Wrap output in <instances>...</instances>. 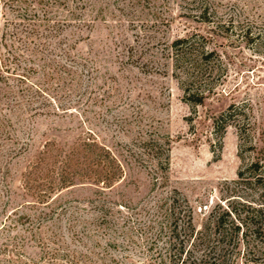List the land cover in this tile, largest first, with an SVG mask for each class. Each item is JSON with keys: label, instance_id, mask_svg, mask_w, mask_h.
Instances as JSON below:
<instances>
[{"label": "rangeland", "instance_id": "obj_1", "mask_svg": "<svg viewBox=\"0 0 264 264\" xmlns=\"http://www.w3.org/2000/svg\"><path fill=\"white\" fill-rule=\"evenodd\" d=\"M0 1V264H169L159 233L173 202L189 205L198 231L230 203L264 208V188L236 183L252 158L239 122L221 134L213 121L247 103L253 137L264 130V0ZM201 3L233 24L213 32ZM193 33L210 36L223 66L199 105L171 47ZM87 139L112 149L120 177L107 187L78 176L36 201L34 164ZM223 264L264 259L241 242Z\"/></svg>", "mask_w": 264, "mask_h": 264}, {"label": "trees", "instance_id": "obj_2", "mask_svg": "<svg viewBox=\"0 0 264 264\" xmlns=\"http://www.w3.org/2000/svg\"><path fill=\"white\" fill-rule=\"evenodd\" d=\"M40 1L46 5L49 4L48 0ZM48 12L50 10H45L44 18ZM197 14L201 21L215 23L208 3H201ZM37 19L40 20V16ZM28 20L36 21L32 17ZM215 24L213 32H223L233 23L219 20ZM29 25L32 24L29 23ZM31 28L34 31L33 27ZM245 33L251 39L249 32ZM210 39L209 35L193 33L179 37L171 44L176 73L183 78L185 98L190 104H203L208 95L214 91V78L221 76L223 69L221 55L218 50L209 47ZM247 108V103L230 104L226 110L214 117V127L216 132L224 134L232 123L239 122L241 156L245 161L247 153L244 152H248L252 158L240 168L236 183L246 181L264 188V130L257 139L253 137L252 133L257 132V127L256 123L248 118ZM259 142L263 145L262 147H258ZM47 153L49 154L40 157L33 166V173L41 179L35 186L39 189L36 194L38 198L36 201L39 203L47 204L48 202L45 201L48 195L43 187L53 192L73 185L78 176L92 178L94 182H102L107 187H111L113 181L122 174V161L111 148L100 145L95 139L80 140L66 151L60 147L56 155L52 154L55 152L51 148L47 150ZM49 156H53L54 162H59L50 170L42 167L44 160ZM57 156H61L60 161ZM55 176L58 177L59 183L54 182ZM27 178L30 180L29 175ZM238 203L242 206V210L230 203L228 210H224L222 214L214 218V221H210L213 223V229H210L211 223H209L203 230L198 231L194 225L193 211L190 207L188 208L189 205L187 204L184 210L173 202L172 208L167 213L169 223L168 225L162 223L159 233L161 235L166 231L168 235L166 245L169 264H223L227 253L237 249L241 242L264 259V208L257 203L255 205L240 201ZM241 231L243 233L240 236Z\"/></svg>", "mask_w": 264, "mask_h": 264}]
</instances>
